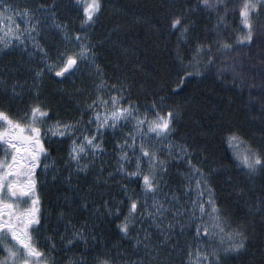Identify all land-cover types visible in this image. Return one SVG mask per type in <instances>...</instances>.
<instances>
[{"label":"snow or ice","instance_id":"obj_1","mask_svg":"<svg viewBox=\"0 0 264 264\" xmlns=\"http://www.w3.org/2000/svg\"><path fill=\"white\" fill-rule=\"evenodd\" d=\"M231 3L232 0H195L193 4L192 0H184L179 13L169 18V30L179 29L178 46L188 45L190 49V54L185 56L177 48L179 82L171 92L175 93L189 78L203 79L214 67L217 78L230 73L232 82L236 83L241 76L237 71L239 59L229 58L228 54L253 44L257 37L264 45V0H241L238 8L229 7ZM57 7L55 2L47 5L35 0H0V51L15 46L27 52L29 59L37 53L41 57L39 64L31 69L34 102L27 104L16 117L0 108V264H60L53 255L56 244L50 243L45 250L39 241V231L45 226L37 191L41 166L45 175L50 170L53 172L52 183L62 179L72 192L71 196H63L57 214L58 222H63L65 228L60 242L66 251H71L63 264H176L178 255L179 264H229L247 255L257 235L250 231L257 223L256 217L261 226L260 264H264V188L256 196L247 183L258 176L264 177V126L259 142L246 139L239 129H228L223 137L232 153L231 164L242 174L243 181L234 180L231 168L218 164L207 154L193 164L195 148L171 139L178 130L180 111L178 106L166 104L168 95L153 91V99L149 101L145 97L144 103L125 96L131 87L129 79L134 80L136 74L144 71L142 64L125 69L122 79L110 87L114 94L107 98L104 95L109 88L107 83L97 84V95L79 108V116L65 119L57 114L54 119L52 104L40 99L43 77L47 73L65 78L80 70L81 65L97 74L101 72L95 63L98 59L95 49L99 45L93 44L87 29L98 21L103 3L75 0L73 8L82 11V18L79 30L74 33L67 23L56 22ZM237 11L239 25L233 29L234 42H230L221 38L222 28H227L229 15ZM198 13L215 18L212 31L203 33L204 39L195 32L197 21L189 19ZM16 19L23 20V29L14 23ZM49 22L60 37L54 56L38 40L41 25ZM212 32L216 38L209 40ZM218 57L224 58L219 66ZM261 62L264 63V48ZM0 84L6 86V81L0 80ZM18 87L23 85L11 86L13 98L21 95ZM163 91L161 87L160 92ZM79 94L77 90L76 95ZM108 134L118 137L114 142L115 168L104 177L102 165L95 178L82 189V177L86 180L96 159L105 154ZM64 141L70 143L63 165L57 167L55 157L51 164L45 163L51 156V143ZM171 160L186 161L187 171L182 174L186 200L171 190L161 195L168 185ZM64 170L68 174L61 177ZM221 172L228 176L218 190L213 178ZM115 175L125 181H117L123 198L101 197L100 203L93 200L94 190L101 184L107 185ZM129 183H138L139 192L130 188ZM81 213L88 216L77 226L73 220ZM113 219L119 220L115 227L127 241V247L121 243L108 247L103 240L101 228L105 221ZM145 223L147 228L142 227ZM193 225L195 248L191 242L182 247L179 237ZM133 230L135 235H131Z\"/></svg>","mask_w":264,"mask_h":264},{"label":"trees","instance_id":"obj_2","mask_svg":"<svg viewBox=\"0 0 264 264\" xmlns=\"http://www.w3.org/2000/svg\"><path fill=\"white\" fill-rule=\"evenodd\" d=\"M35 2L47 5L55 2L58 6L56 9L58 23H67L69 30L73 33L79 30L82 11L78 12L73 8L75 0H35ZM102 3L103 8L98 21L87 31L93 44L99 45L95 49L98 54L95 63L99 65L104 74V80L108 83H117L119 79H122L125 69H131L134 64H142L144 71L136 74L134 80L129 79L128 83L131 87L125 96L133 101L144 103L145 97L149 101L153 99L151 95L153 91L160 95L167 94L166 104L178 106L180 111L176 125L178 130L172 138L181 144L187 142L195 148L196 154L192 157L193 164H197L202 155L207 154L218 164L231 168L230 174L234 180L243 181L242 174H238L231 164L232 153L223 137L228 129H239L245 134L246 139L259 142L261 127L264 126V63L261 62V50L264 45L261 44L259 37L253 44L238 47L228 54L229 58L239 59L237 71L241 73V76L236 83L232 82L230 73L226 74L225 78H217L214 75V67L203 79L189 78L173 93L171 89L176 88L179 82L176 75L177 48L179 47L185 56L190 54V49L188 45L178 46L179 29L169 30V18L179 13L184 0H102ZM192 3L194 4L195 0H192ZM240 3L241 0H232L229 7L238 8ZM189 19L197 21L195 32L201 34V39H204L203 33L206 30L212 31L215 24V18L209 19L206 13H198L197 16L189 17ZM50 25L49 22L41 26L38 40L49 50L50 55L54 56L55 47L60 43V37ZM227 25L226 29L222 28L221 38L234 42L233 29H237L239 25L238 11L229 15ZM215 38V32L208 37L209 40ZM11 54L5 52L0 54V80L6 81L9 86L13 83L30 81L29 78H32L30 67H26L27 64H25L22 69L17 68L16 64L20 60L13 59L15 55ZM222 59L224 58H217V66L220 65ZM12 66H15L12 68L15 73L10 71ZM43 78L40 98L52 104L53 117L57 114L65 119L70 116H79V110L74 108L69 96H65L63 91L56 88L57 83L63 78L56 80L54 75L47 73ZM88 81L90 80L80 81V90L85 91L84 89L89 85ZM161 87L164 88L163 92H160ZM79 97L81 96L77 95L76 98ZM19 100H10L0 86V108L10 111L13 115L18 106L26 107L27 104L33 102L31 94L26 95L21 102ZM126 101L128 102L127 99ZM84 118L86 120L87 116ZM68 143L69 141L52 142L50 157L63 153ZM189 150L192 151V148ZM207 166L205 164L206 168ZM183 171H186V161H170L169 177L166 178L168 179L167 187H171V191L181 196L183 191L179 188L178 174ZM227 176L228 173L221 172L213 178V183L218 190ZM119 179H121L120 176L115 175L113 182L111 181V190L104 188V198L115 197L117 200L123 198L124 194L120 191V185L115 183ZM247 183L253 188L255 195L259 196V190L264 188V177L258 176L254 181ZM129 187L139 192L138 183H129ZM224 187L226 188L227 185ZM218 194L221 193L218 192ZM126 204L127 201H125ZM124 211H127L126 206ZM120 219H123V216ZM256 220L257 223L252 225L250 231L254 230L257 235L251 241L247 255L235 261H229V264H260L262 242L259 233L261 226L258 223L259 217H256ZM118 223L119 220L115 219L105 221L101 228L103 240L106 241L108 247L111 243L122 242L125 247L128 246L127 241L119 235L115 227ZM138 227L141 226L138 225ZM194 233L195 226L193 225L185 235L179 237L182 247L187 242H191L192 246L196 244V241L192 240ZM131 235H135V230ZM180 259L181 256H176V264H179Z\"/></svg>","mask_w":264,"mask_h":264},{"label":"rangeland","instance_id":"obj_3","mask_svg":"<svg viewBox=\"0 0 264 264\" xmlns=\"http://www.w3.org/2000/svg\"><path fill=\"white\" fill-rule=\"evenodd\" d=\"M56 22L58 23L57 20H56ZM14 23L18 24L21 29H23V27L25 26L22 19H16L14 21ZM50 24H51V22H50ZM39 43H40V41H39ZM29 51H32V49L30 48ZM4 52L5 53H12L11 55H13V54L15 55L14 57H12L13 59H16V60L19 59L20 60V61H18V64H16L17 68L22 69L25 66V64H27L26 67H30L29 71L31 73H32L31 69L36 67L41 60V57L38 53L35 54L32 59H29L28 53L24 52L20 47L14 46V47L9 48L5 51H0V54L4 53ZM13 67H15V66H12L10 68V71L15 73V71L12 70ZM32 75H33V73H32ZM103 77H104V74L102 72L97 74L94 70H90L85 65H81V69L78 70L76 73H74L71 76H67V77L63 78L61 82H58L56 85V88L60 91H63V93H65V96H69V99L71 100V103L73 104L74 108H77L79 110V108L85 102L90 103L91 99L95 98V96L97 95L96 85L99 84L101 81L106 82ZM29 79H31V80L30 81L27 80V82L16 83L18 85H23L22 88H19V87L17 88V91H19L21 93V95L17 98H13L11 95V86L12 85L9 86L6 84V86H5L4 84H0L1 90H4V92L7 94L8 98L10 100L20 99L19 102H21V100L23 98H25L26 95L31 94V101L34 102L35 98H34V95L32 93V90H31L32 78H29ZM81 80H90L87 83L89 85L87 86V88L84 89L85 91H82L79 88ZM106 83L109 86V88L105 89V93H104L105 98H107V96H109L111 94H114L110 91V87L113 84H117L116 82H113V83L106 82ZM6 87L8 89L7 92L5 91ZM69 87H71L72 89ZM77 90L80 91L79 95L81 97H79V98H76L77 97V95H76ZM72 97H74V98H72ZM124 103L125 104L128 103L126 101V99H125ZM24 108H25L24 106H18L16 108V112L12 116L13 117L18 116ZM55 116H57V115H55ZM70 117H73V116H70ZM53 118L55 119L56 117H53ZM117 138L118 137L111 136V134L106 135L105 145H104L105 149H106L105 154H103L102 156H100L96 159L95 166L89 172L87 179L85 180L82 177V179H81L82 189L84 187H87V184L95 178V176L99 173V169L102 165L105 169V171L102 173V175L104 177H106L108 175V172H111L114 170V168H115L114 142ZM171 139H173L176 143L181 144L180 142H178V140H175L172 137H171ZM69 143H70V141H69ZM66 154H67V147L63 153H59L58 155L54 156L55 158H57V167L63 165L64 159L66 158ZM52 158H53V156L52 157L49 156V158L45 161V163L51 164ZM89 159H91V157H89ZM176 161H181V160H176ZM186 171H187V167H186ZM184 172L185 171L178 174V180H179L178 182H180L179 188L182 191H183V186L185 184V181H184L183 175H182ZM38 173L39 174L37 176V179L39 181V185H38L37 191L41 197V207L43 210L44 225H45L39 231L40 246H41V248L47 250L48 245L50 243H55L57 251L55 253H53V255L56 257L57 261L60 262V264H63V261L67 258V256L71 255V251H66L64 249L63 244L60 242V235L64 234L65 228H64L63 222H58L57 214L61 210L60 205L64 202L63 196L65 194H67L68 196H71L72 192L67 190L68 186L65 185L64 183H62V179L57 180L55 183H52L53 172L51 170L47 173V175H45V173L43 171V166H41V168L38 170ZM67 174H68L67 170H64L61 173V177L67 176ZM111 181L112 180H110L107 185L101 184L96 190H94L93 195H92V199L95 200L97 203H100L101 197H103V198L105 197L104 188L111 190V186H112V182H113V181L112 182ZM117 181L121 182V179H119ZM117 181L115 182L116 184H118ZM75 183H76V180L74 178L73 184H75ZM170 188L171 187H164L161 195L163 196V193L170 192ZM172 189H175V188L172 187ZM182 197H183V200L187 199L186 196H183V193H182ZM183 200L181 202H183ZM87 216H88L87 213H81V216L79 215L78 219H74L73 223L77 224V226H79L80 223H83L87 219ZM147 227H148V224H146L144 228H147ZM114 244H116V243H111L109 245V247H111ZM121 244L125 247L123 242ZM193 248H195V245L193 246Z\"/></svg>","mask_w":264,"mask_h":264},{"label":"water","instance_id":"obj_4","mask_svg":"<svg viewBox=\"0 0 264 264\" xmlns=\"http://www.w3.org/2000/svg\"><path fill=\"white\" fill-rule=\"evenodd\" d=\"M55 79H56V80H60L61 78H56V77H55Z\"/></svg>","mask_w":264,"mask_h":264}]
</instances>
